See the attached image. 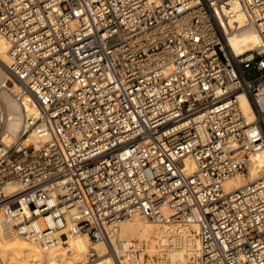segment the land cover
<instances>
[{
  "label": "built area",
  "instance_id": "1",
  "mask_svg": "<svg viewBox=\"0 0 264 264\" xmlns=\"http://www.w3.org/2000/svg\"><path fill=\"white\" fill-rule=\"evenodd\" d=\"M0 37L22 109L6 144L0 107V239L145 264L117 236L140 216L188 228L195 264H264V167L225 187L264 150V0H0Z\"/></svg>",
  "mask_w": 264,
  "mask_h": 264
},
{
  "label": "bare ground",
  "instance_id": "2",
  "mask_svg": "<svg viewBox=\"0 0 264 264\" xmlns=\"http://www.w3.org/2000/svg\"><path fill=\"white\" fill-rule=\"evenodd\" d=\"M228 44L236 54L260 46L259 34L254 30L242 29L228 37ZM8 45L0 37V107L5 115L3 139L6 144L17 136L22 120V109L15 95L18 85L11 78L6 65ZM247 111V102L241 99ZM264 167V150L254 156L249 167V176H237L229 180L225 187L234 189L247 181L258 178ZM189 171L193 169L188 163ZM117 236L122 240L138 241L142 254L155 255L160 259L147 260L145 264H195L197 242L188 228L179 225H158L135 216L120 224ZM117 255L122 253L115 246ZM94 258L88 260L89 256ZM0 257L4 264H118L110 250L102 242H93L85 234L73 236L66 242L47 251L34 242L17 236L0 239ZM192 258V259H191Z\"/></svg>",
  "mask_w": 264,
  "mask_h": 264
},
{
  "label": "rangeland",
  "instance_id": "3",
  "mask_svg": "<svg viewBox=\"0 0 264 264\" xmlns=\"http://www.w3.org/2000/svg\"><path fill=\"white\" fill-rule=\"evenodd\" d=\"M192 259V258H191Z\"/></svg>",
  "mask_w": 264,
  "mask_h": 264
}]
</instances>
